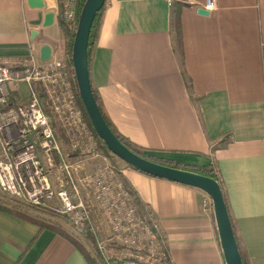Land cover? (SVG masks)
<instances>
[{
    "label": "crops",
    "instance_id": "crops-1",
    "mask_svg": "<svg viewBox=\"0 0 264 264\" xmlns=\"http://www.w3.org/2000/svg\"><path fill=\"white\" fill-rule=\"evenodd\" d=\"M43 2L39 9L0 0V61L33 55L43 64L39 49L46 44L49 59L72 65L59 24L61 0ZM206 3L105 0L89 51L90 83L111 126L132 144L183 164L214 166L244 263L264 264V0H214L211 10ZM48 11L54 21L43 27ZM13 90L21 101L29 95L21 82ZM39 94L46 98L40 88ZM51 121L82 193L88 175L77 172L84 163L74 159L68 127L57 116ZM51 155L56 187L60 159ZM123 172L157 221L173 264H225L205 192L134 168ZM26 216L32 218L0 207V264H88L69 239Z\"/></svg>",
    "mask_w": 264,
    "mask_h": 264
},
{
    "label": "built area",
    "instance_id": "built-area-1",
    "mask_svg": "<svg viewBox=\"0 0 264 264\" xmlns=\"http://www.w3.org/2000/svg\"><path fill=\"white\" fill-rule=\"evenodd\" d=\"M206 2L207 10L214 8V0ZM78 7L79 0H61L59 13L66 21L77 24ZM1 64L4 65H0V190L33 207H59L68 217L74 238L84 239L82 234L95 238L97 264H173L160 238L157 221L139 203L131 186L115 177L109 179L103 172L84 180L87 186L94 183L100 217L109 230L108 237L99 236V225L92 220L89 204L76 186L46 110L50 108L68 127L66 132L74 150L79 141L90 143L93 131L77 100L72 65L51 59L37 64L33 55L21 63L20 71H13L5 62ZM13 81L24 82L29 89L21 104L9 101L7 83ZM39 88L46 95V104ZM52 152L60 159L62 174L55 178L56 187L51 181Z\"/></svg>",
    "mask_w": 264,
    "mask_h": 264
},
{
    "label": "water",
    "instance_id": "water-1",
    "mask_svg": "<svg viewBox=\"0 0 264 264\" xmlns=\"http://www.w3.org/2000/svg\"><path fill=\"white\" fill-rule=\"evenodd\" d=\"M26 2L30 8H44L43 0H26ZM104 4L105 0L84 1L79 12L71 48V63L76 87L90 124L106 148L132 168L154 177L192 186L205 192L212 202L214 221L225 264H243L227 206L218 182L213 178L192 171L159 164L139 156L118 139L104 119L92 91L88 62L90 29L97 12ZM197 12L203 15L208 14V11L203 8H198ZM53 21L54 12L48 11L44 14L42 26H50ZM35 34L36 31H32L31 37H34ZM50 57V46L42 45L39 49V58L42 61H47Z\"/></svg>",
    "mask_w": 264,
    "mask_h": 264
},
{
    "label": "rangeland",
    "instance_id": "rangeland-1",
    "mask_svg": "<svg viewBox=\"0 0 264 264\" xmlns=\"http://www.w3.org/2000/svg\"><path fill=\"white\" fill-rule=\"evenodd\" d=\"M59 24L63 30L64 45L67 48V54L71 58V50L69 49V44H70V39H71L72 34L74 38L76 25L73 22L66 21L64 17H62L61 13H60ZM71 48H72V45H71ZM1 63L3 62L0 61V65L3 66L4 64H1ZM5 65H9V67L11 66L10 68L13 71H20V69H22V64L19 61L11 62V63L8 62ZM16 83L17 82L15 81H13L12 83H7L10 89L9 101L12 104H21L23 100L21 101V99L17 98L16 92L13 90V87H15ZM21 84H22V87L25 89L26 83L21 82ZM46 100H47L46 98H43V102L45 104H46ZM49 114L52 120L54 121V119H56V115L54 113L53 115L51 113ZM86 122L88 124L87 118H86ZM90 136H92L90 143L87 141H79V144L76 148L78 154L76 153L74 155L75 156L74 159H77L76 161L82 160V163H84V166L81 167L82 169H79L77 172L78 176H82L85 173L88 176H91V178H94L97 173L103 172L106 175L108 174V176H110L109 179L111 177H115L123 181L126 185L130 186L129 183L125 179L123 170L127 167L129 168H132V167L126 164L124 161H122L118 157H116L115 155H113L111 152L105 151L104 143L102 142L101 139H99L95 135L94 132L90 133ZM78 139L79 138H75L74 140H78ZM81 143L84 144L83 148L79 147ZM80 153L82 154L80 155ZM82 163L80 164L83 165ZM106 178L108 179V177ZM81 189H82L81 190L82 198L89 204L91 218L94 221V223L99 225V229H100L98 232L99 236H101L102 239L108 237V235H110L109 230H108L106 223L102 221L100 217V205L96 197L94 183H92L91 186L86 185L85 190L83 187H81ZM208 199L210 200V197ZM7 205H12L13 207H16L19 210V212L23 211V213L24 212L27 213L30 217L38 220L39 222H41V219L47 220V222L53 224L52 226H55L67 232V234H69L78 244H80L84 248L85 252L94 261V263L95 264L98 263L96 259L97 252L95 250V238L90 235H85V234H82L84 239L78 240L74 238L72 235L73 233L71 234L70 232L71 225L69 223L68 217H66L64 213L60 212L59 207L57 209H52V208L45 209V208L33 207L21 201L13 200L9 195H7L6 193L0 190V207L6 208Z\"/></svg>",
    "mask_w": 264,
    "mask_h": 264
},
{
    "label": "trees",
    "instance_id": "trees-1",
    "mask_svg": "<svg viewBox=\"0 0 264 264\" xmlns=\"http://www.w3.org/2000/svg\"><path fill=\"white\" fill-rule=\"evenodd\" d=\"M84 1L85 0H79V7H78V10H77V16L79 15V12L81 10V7H82ZM103 7H104V5H103ZM103 7L97 12V14H96V16H95V18L93 20L91 29H90L89 41H88V62H89V51H90V48L92 47V44H93L94 39H95L96 34H97V30H98V26H99V22H100V18H101V12L103 10ZM175 27L177 28V32H178V29H179V15L177 13L175 15ZM177 37H178V40H180L179 32L177 33ZM72 41H73V34L71 36L70 44H69V49L70 50H71ZM75 87H76V83H75ZM92 91H93V89H92ZM93 94H94V97H95V99L97 101L98 107H99V109H100V111H101L104 119L106 120V122L108 123V125L110 126V128L114 132V134L118 137V139L127 148H129L131 151H133L134 153L138 154L139 156L144 157V158H146L148 160H151L153 162H156V163H159V164H164V165L171 166V167H175V168H181V169H184V170H190L192 172H195V173H198V174H201V175H204V176H207V177H210V178L215 179L218 182V184H219V186L221 188V191H222V194H223V198H224V201H225V204H226V200H225V196H224V192H223V188H222L221 182H220L219 177H218V174H217V172H216V170H215V168H214V166L212 164L204 165V166L187 165V164H183V163H181L179 161L169 160V159H167L165 157H162V156L153 154V153H151L149 151H145L144 149H142V148H140V147L132 144L128 139H126L125 137L121 136L111 126L110 122L108 121L107 117L103 113V111H102V109H101V107H100V105L98 103V100L96 98V95H95V92L94 91H93ZM76 96H77V100H78L79 106L81 107V109L83 110V113H84L85 117L87 118V121H88L89 126L91 127V129L95 133V131H94V129H93L92 125L90 124V121H89V119L87 117V114H86V112L84 110V107H83V105L81 103L80 97L78 95L77 87H76ZM95 135L97 136L96 133H95ZM104 149L107 152L109 151L106 148V146H104ZM27 218L29 220L35 222V223L40 224L41 226L50 227V228H53L54 230H56L59 234H61L65 238L69 239L77 247V249H79L81 251V253L83 254V256H84V258H85V260L87 261L88 264H95L94 261L89 257V255L85 252L84 248L80 244H78L69 234H67V232H65V231H63V230H61V229H59L57 227H54V226L53 227L47 226L44 223L37 221L36 219L29 218V217H27ZM233 231H234V229H233ZM240 254H241V252H240ZM241 257H242L243 264H245L244 263V260H243L242 254H241Z\"/></svg>",
    "mask_w": 264,
    "mask_h": 264
}]
</instances>
